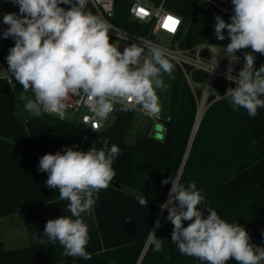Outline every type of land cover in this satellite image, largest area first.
<instances>
[{
  "label": "trees",
  "instance_id": "obj_1",
  "mask_svg": "<svg viewBox=\"0 0 264 264\" xmlns=\"http://www.w3.org/2000/svg\"><path fill=\"white\" fill-rule=\"evenodd\" d=\"M166 6L183 18V29L175 39L180 48L192 49L205 42L226 47L230 42L227 38L224 41L216 39L215 14L201 0H167ZM11 12L19 14V7L10 0H0V20L4 13ZM125 14L120 8L117 16L121 19ZM218 15L230 22L231 15L223 12ZM4 27L6 29L7 25ZM127 27L139 33L133 24ZM143 34L147 32L143 31ZM14 43L12 38L4 39L0 62L6 60ZM245 51L251 49L236 53L241 57L238 70L245 63ZM253 54L256 56L255 68L259 69L264 65V55ZM174 66V79L170 78L169 84L171 103L166 115L171 116V122L164 118L167 131L161 139L148 131L140 136L135 146L127 141L134 111L123 112L119 107L107 127L100 131L85 130L54 115H30L21 94L12 95L7 82L0 79V218L21 209L29 213L53 205L63 206L62 215L70 216L68 201L59 199L58 189L47 187V173L38 172L39 159L47 153L63 152L66 146L77 145L74 150L87 151L95 142L99 148L102 139H108L109 146L116 144L122 151L113 163L116 172L113 181L157 200L146 198L147 205L142 207L136 199L139 195L109 185L99 192L91 214H82L89 228L86 251L91 254V259L64 256L59 242L52 244L42 238L43 242L39 239L11 251H5L0 241V264H112L113 261L115 264H202L194 257L182 255L171 242L173 225L166 220L167 209L160 208L171 189V182L162 185L161 181L178 176L182 168L180 183L187 186L188 182L194 181L205 197V203L199 206L201 209L211 207L227 222L243 226L250 238L264 242V108L258 109V115L251 118L243 108L233 110L229 99L215 102L212 93L210 101L213 103L209 105L184 164L197 111V97L202 94L201 86L207 75L205 71L188 68L195 84L192 88L183 70ZM235 86L219 77L214 91L225 93ZM222 113L240 116L250 139L247 152L234 153L237 140L228 135L229 124L234 122L223 118ZM209 139L213 145L200 160ZM228 159L232 164L225 168ZM204 166L208 167L204 169ZM235 211L239 213L232 215ZM207 214L205 211V217ZM129 219L131 221H127ZM157 219L161 227L154 229ZM187 224L185 221L184 226ZM151 230L157 238L163 239L162 252L154 251L147 244ZM250 243L259 246L256 242ZM227 264L237 262L232 259Z\"/></svg>",
  "mask_w": 264,
  "mask_h": 264
},
{
  "label": "clouds",
  "instance_id": "obj_2",
  "mask_svg": "<svg viewBox=\"0 0 264 264\" xmlns=\"http://www.w3.org/2000/svg\"><path fill=\"white\" fill-rule=\"evenodd\" d=\"M10 3L19 7V14H3L2 22L7 28L0 30V35L15 42L6 57L7 70L24 91L30 90L34 95L32 99L21 97L26 101L27 111L36 116L48 113L63 118L69 106L66 101L72 96L78 97L101 120L116 105L123 112L138 109L158 118L161 106L157 89L167 88L162 75L174 79L175 66L166 49L153 45L145 55V47L131 43L121 51L110 42L112 26L86 10L87 0H10ZM231 4L234 14L230 22L220 15L214 16L216 39L230 41L221 49L228 59L224 75L236 85L227 90L224 98L229 99L233 110L243 108L254 118L258 109L264 108L261 98L264 65L256 69L253 54L264 55V0H231ZM173 19L177 26L180 21ZM246 49L251 51L244 52L245 63L238 75H233L234 65L241 59L236 53ZM218 67L219 61L215 59L210 72ZM168 121L171 122V116ZM77 147L66 146L63 152L44 154L37 170L47 173V187L59 190V199L68 201L71 213L49 219L44 236L52 244L59 242L64 256L88 260L91 259L86 251L89 228L82 214H91L99 192L114 180L113 163L122 151L116 144L109 146L108 139H102L99 148L95 142L87 151L74 150ZM169 182L168 199L160 208L168 211L166 220L173 225L171 242L182 255L194 257L202 264H227L232 259L237 264H264V247L250 243L249 232L243 226L227 222L211 207H199L205 203V197L194 181L185 186L180 183V176H170L161 184ZM136 199L140 206L146 207L144 195ZM159 227L157 219L154 229ZM147 244L156 252L163 251V239L157 238L154 230Z\"/></svg>",
  "mask_w": 264,
  "mask_h": 264
},
{
  "label": "built area",
  "instance_id": "obj_3",
  "mask_svg": "<svg viewBox=\"0 0 264 264\" xmlns=\"http://www.w3.org/2000/svg\"><path fill=\"white\" fill-rule=\"evenodd\" d=\"M166 1L167 0H87L86 10H90L93 14L101 16L112 26L109 33L110 42L113 40H120L127 45L137 43L145 47V50H148V48L153 45L166 49L169 53L171 62L183 70L188 82L191 80L190 70L188 68L195 71L206 72V80L201 86L202 94L197 97V102L201 103L197 115L198 123L202 117L204 107L213 103V101H210V96L212 95V89H214L216 80L221 77L226 83L235 82L227 80L224 75L227 72L226 66L228 64V59L225 57L221 49L225 48V45H215L205 42L192 49L185 50L180 48L179 41L175 39L183 29V18L180 14L168 8L166 6ZM201 1L206 7L211 9L215 15H218L219 12L229 15L234 14V6L231 4V0ZM60 6L67 8L64 5ZM120 8L126 12L121 19L117 16ZM225 9H227V12L224 11ZM169 16L180 21L175 27V31H170L164 27L165 21ZM119 23H122L125 26H122ZM128 24H133L135 28L139 30V33L133 32L129 29L127 27ZM143 31H146L147 34H143ZM161 34L170 36L171 40L168 42L164 41ZM151 36L158 37L159 41L152 39ZM215 59L219 61V67L210 72ZM239 66L240 62L234 65L235 71L232 73L233 75H238ZM7 69V60L1 61L0 79L7 82L10 93L16 96L17 94H20L19 82L12 77V74ZM32 96L34 98L33 93ZM66 103L69 106L67 107L63 118L56 114L49 115H54L61 120L74 123L85 130L94 131H100L107 127L111 123L117 109L120 107L119 105H116L115 110L110 113L106 119L101 120L100 118L95 117L90 109L81 102L78 97L70 96ZM135 111H138L144 116H148L150 119L155 120V122H160L163 125V135L166 133V121H168V118L164 121V119H161L162 116L160 114L158 118H153L138 109ZM97 126H99L98 130H96Z\"/></svg>",
  "mask_w": 264,
  "mask_h": 264
},
{
  "label": "rangeland",
  "instance_id": "obj_4",
  "mask_svg": "<svg viewBox=\"0 0 264 264\" xmlns=\"http://www.w3.org/2000/svg\"><path fill=\"white\" fill-rule=\"evenodd\" d=\"M209 10H211V9H209ZM161 37L166 42L171 40V37L166 35V34H161ZM2 41H3V38H2V35H1L0 36V46H1ZM112 43H114L118 48H120L121 51H123V47L127 45L126 43H124L123 41H120V40H113ZM148 54H149L148 50H145V55H148ZM162 79L164 80L165 85H167V88L166 89H157V94L159 96V103H160V106H161V112L159 114L162 116L161 119H164L165 117H167L166 115H168L169 108H170V103H171L170 102V89H169L170 78H169V76L167 74H163L162 75ZM188 83L190 84V86L192 88L195 85L192 80H190V82H188ZM228 84H232V83H228ZM19 89H20V94H21L22 97H27L29 99L33 98L32 92L30 90L29 91H24L23 90V86L20 85V84H19ZM212 93L215 95V99H216L215 102L218 101V100L224 99V96L226 95V92L225 93H216L214 91V89H212ZM23 102H24V105H25L26 101L24 99H23ZM200 107H201V103L197 102V111H196L195 121H194L193 129H192L191 137H190V140H189V146H188L187 153H186V156H185L184 164L187 161V158H188L189 153L191 151V148H192V145L194 143L195 137L197 135V132L199 130L201 122L203 121V118H204V116H205V114H206V112H207V110L209 108V105H206V107H204V111H203L202 117L199 120V122L197 123V115H198V110L200 109ZM133 111L135 113H134L133 118L130 121L129 129H128V133H127V141H128L129 144H131L133 146L137 145L140 136L144 135L148 131L151 132L152 136H154L155 132L160 133V135L163 138V136H164L163 135V125L160 122H155V120L150 119L148 116H144L141 113H139L138 111H135V110H133ZM28 113L30 115H34L33 113H30L29 111H28ZM221 116L223 118H226V119H231V121L234 122L231 125L229 124V129H228L229 137L230 138L234 137L237 140V146L234 149V153L236 151L247 152V149L250 146V144H249V140L250 139L248 137V132L246 131V128L242 125V123L240 121V116L233 115V114L229 115V114H226V113H222ZM113 119H114V117H113ZM113 119L111 120V122L113 121ZM156 138H158V137H156ZM212 145H213V143H212L211 139H209V142L203 148L204 151H203L202 155H200V160H203L205 158L204 154H206L207 151L210 150ZM231 159H228L227 162L224 163V165H225L224 167L225 168H228V167L231 166V164H232ZM184 164H183V166H184ZM207 167L204 166V169H206ZM182 172H183V168L181 169V171H180L178 176H181ZM110 185H113V186H115V187H117L119 189H122V190H125V191H128V192H131L134 195H144L142 193H139L137 190L132 189V188L127 187V186H124V185H122V184H120V183H118L116 181H112L110 183ZM144 196L146 198L150 199V200L157 201L155 198H152L150 196H147V195H144ZM238 213H239L238 211H235V212H233L231 214L234 215V214H238ZM15 219H17L19 221V216H16ZM5 222H7V220L6 221L5 220H0V223H5ZM18 226L19 225L17 223L16 227H18ZM12 233H14V232L9 230V231H6L5 234H12ZM6 238L7 239L10 238V235H7L6 237L5 236L3 237L4 240ZM250 242H256L260 247H264V242H259L257 240H253V238H250Z\"/></svg>",
  "mask_w": 264,
  "mask_h": 264
},
{
  "label": "crops",
  "instance_id": "obj_5",
  "mask_svg": "<svg viewBox=\"0 0 264 264\" xmlns=\"http://www.w3.org/2000/svg\"><path fill=\"white\" fill-rule=\"evenodd\" d=\"M2 28L5 29L3 22L0 20V30ZM3 43L4 39L1 43L0 51ZM63 210L64 207L61 205H53L44 210H32L29 213L28 210L21 209L14 214L0 218V220H7L5 223H0V241L3 242V249L5 251H11L29 246L30 243L36 242L39 239L47 238L44 236L46 222L49 219H56L63 216ZM16 216H19V221L15 219ZM17 223L19 225L18 227H16ZM28 228H30V233ZM9 230L14 232L12 233L13 235L5 234ZM7 235H10V238L4 240L3 237Z\"/></svg>",
  "mask_w": 264,
  "mask_h": 264
},
{
  "label": "snow or ice",
  "instance_id": "obj_6",
  "mask_svg": "<svg viewBox=\"0 0 264 264\" xmlns=\"http://www.w3.org/2000/svg\"><path fill=\"white\" fill-rule=\"evenodd\" d=\"M176 23L177 21H175L172 17H168L165 21L164 27L170 31H175Z\"/></svg>",
  "mask_w": 264,
  "mask_h": 264
},
{
  "label": "water",
  "instance_id": "obj_7",
  "mask_svg": "<svg viewBox=\"0 0 264 264\" xmlns=\"http://www.w3.org/2000/svg\"><path fill=\"white\" fill-rule=\"evenodd\" d=\"M151 38L154 39V40H156V41H159V38L158 37L151 36ZM154 136L155 137H158L160 139L162 138V136L160 135V133H157V132L154 133Z\"/></svg>",
  "mask_w": 264,
  "mask_h": 264
}]
</instances>
